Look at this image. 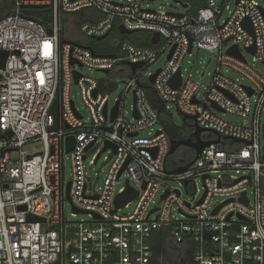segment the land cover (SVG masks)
I'll return each mask as SVG.
<instances>
[{
  "label": "built area",
  "instance_id": "built-area-1",
  "mask_svg": "<svg viewBox=\"0 0 264 264\" xmlns=\"http://www.w3.org/2000/svg\"><path fill=\"white\" fill-rule=\"evenodd\" d=\"M154 1L0 0V52H8L0 67V264H166L165 254L156 253V234L168 227V241L180 245L184 256L191 251L190 264H264V72L247 57L264 66V0H235L232 10L227 0H208L196 13L189 4L184 8L185 0H167L182 5L183 12L154 9ZM39 9L48 14L41 16ZM89 10L77 32L67 34V14ZM121 25L133 33L150 32V40L158 32L160 41L146 47L122 40L116 52H103L86 40L109 36ZM235 46L242 57L229 53ZM195 49L218 50L203 92L198 81L182 72L185 57ZM164 57L162 67L148 72ZM131 63L142 66L134 71ZM83 68L104 77L94 78ZM224 70L238 73L244 82ZM179 71L181 85L174 88L171 81ZM122 76L128 80L111 105V92ZM72 84L80 87L88 119L71 97ZM56 100L57 121L52 112ZM171 104L182 116H195L202 139L211 141L181 173L173 170L191 160L170 159ZM220 114L248 122H228ZM188 120L193 133L194 120ZM145 131L146 137L141 135ZM68 136L75 137L71 151ZM98 142L101 153L113 145L117 151L97 188L85 161ZM38 143L42 147L26 149ZM68 152L72 178L66 183ZM167 181H178L196 199L184 200L182 190ZM199 181L203 193L197 197ZM128 185L138 196L114 211L117 195ZM216 197L221 200L213 205ZM133 201V211L119 213ZM67 202L83 211L73 215L88 214L92 220L71 222L65 216ZM21 205L26 209L20 210ZM28 214L46 220L28 221Z\"/></svg>",
  "mask_w": 264,
  "mask_h": 264
},
{
  "label": "rangeland",
  "instance_id": "rangeland-1",
  "mask_svg": "<svg viewBox=\"0 0 264 264\" xmlns=\"http://www.w3.org/2000/svg\"><path fill=\"white\" fill-rule=\"evenodd\" d=\"M223 1L225 0H217L218 3H221ZM227 4L229 5V9L232 10L235 7V0H227ZM144 6H146V3H144ZM150 7L154 9L164 8L167 11H178V12H183L187 10V9H184L182 5H179V4L174 3L173 1H167V0H157V1L151 2ZM227 15H228V10L225 11L224 17H226ZM141 34L143 35L144 33H141ZM106 38L103 40H97L94 38H91V39L86 38V40L89 43H92L100 51L107 52L109 49V44L105 42ZM217 56H218L217 49H213V50L195 49L193 54L190 56L187 55L183 61L182 72L184 76L185 77L191 76L195 81H198L201 85L200 92H203L204 88L207 87L211 82V74L215 71ZM247 57H248V61L251 64H253L258 71L264 72V66L260 62L254 61L253 57L250 55H247ZM164 63H165V57L159 59L155 64H153L148 70V72H155L158 68L162 67ZM82 70L84 73L94 78H97V79L104 77L103 73H100L97 71H91L88 68H83ZM225 74L234 79L239 78V80H241L240 75L232 70L225 72ZM118 79L119 80H118L117 87L115 90L111 92V95H110L111 105H114L116 99L121 97L122 95L121 93L124 90V84L128 80V77L122 76ZM241 81L244 82V80H241ZM71 97L75 101L76 106L78 107L79 111L84 115L85 119H88L90 117L89 111L85 107L82 101L80 87L76 84H72L71 86ZM126 104H127V109L131 110V104H132L131 96L127 98ZM169 113L170 114H168V116L172 118L173 124L177 125L178 127L183 128V130H180L179 128H177V130H179L181 134L187 133V129L184 126L186 125V123L183 120V116L176 110V108L172 104L170 105ZM219 116L223 118L225 121L232 122V123L244 124L248 122L247 118H243V117H240L234 114H220ZM156 129H158V126ZM148 132L149 131L142 132L141 135L146 137L148 136ZM206 134H207L206 132H203V137H206L207 136ZM40 147H42V143H38L35 146L29 145L26 147V149L29 151H32L34 148H40ZM102 148L103 146L100 144V142L96 143V145L94 146L92 151L89 153V156L85 161V170L88 173L91 183L93 184L94 187H97V188L102 186L105 182V179L111 167V161L108 159L112 157L114 153L113 148L107 149L106 151H103L101 153L98 161L95 164L93 165L90 164V160L94 159L95 158L94 155H97L102 150ZM191 153H192V150H190L189 148L186 151H184V154L187 156H189ZM65 177H66V183H68L72 178V164H71L69 152L67 153L66 160H65ZM126 178L127 176L122 178V181L118 188H120V186H122L125 183ZM167 184L172 188H180L182 190V198L184 200L192 201L196 199L194 196L190 195V193L187 191L185 186L180 184L178 181H167ZM198 189H199V192L197 194V197H200L203 193V184L201 181L198 182ZM162 192L163 190L161 189L159 194L156 197L155 205L159 203ZM220 200L221 198L216 197L214 198L212 204L215 205ZM135 206H136V201H133L129 205V207L121 209L119 213L127 214L128 212L133 211ZM73 212L74 211H73L72 205L70 204V202H67L65 205V216L71 222H78L82 220L84 221L92 220V217L89 216L88 214L73 215Z\"/></svg>",
  "mask_w": 264,
  "mask_h": 264
},
{
  "label": "water",
  "instance_id": "water-1",
  "mask_svg": "<svg viewBox=\"0 0 264 264\" xmlns=\"http://www.w3.org/2000/svg\"><path fill=\"white\" fill-rule=\"evenodd\" d=\"M181 4L184 6V8H188V3H184V2H181ZM245 24L248 25L249 24V20H246L245 21ZM119 31L122 33V34H132L133 31L132 30H128L124 27V25H121L120 28H119ZM48 32L50 34H52V30L51 29H48ZM108 35H104V36H99V37H94L95 39L97 40H103L107 37ZM160 41V34L158 32H154L152 34V37H151V43L153 45H156L158 44ZM87 48H89L90 50L93 51L92 47L90 46H87ZM192 50V44L190 45V49H189V52H191ZM250 50H252V52H254V49L251 48ZM94 52V51H93ZM229 53L233 54V55H236L238 57H242L241 56V53L239 52V50L237 49V47H233L229 50ZM8 56V52L7 51H1L0 52V67L4 68L5 66V61H6V58ZM74 62V61H72ZM133 68L134 71H136L137 68L141 67L142 66V63H131L130 64ZM158 73V71H157ZM157 73H155L154 75L151 76L150 80L151 82H154L155 80V77L157 75ZM80 77V74L79 73H75V80L77 82L78 78ZM181 81H182V78H181V71H179L177 73V75L172 79L171 81V85L174 87V88H179L180 85H181ZM97 92V91H96ZM252 93V91H251ZM136 101V100H135ZM52 112L55 116V119L57 121L58 119V101L56 100L52 106ZM107 112V107L105 108V113ZM117 114V105L114 107L113 109V112H112V119L115 118ZM135 116L138 117V114H137V111H135ZM188 119H193L194 120V123H193V126L195 127V130L193 131V137L195 138L194 140L190 137L188 138H182V139H176V138H171V149H170V154H174L177 149L182 146V145H185V146H189L191 148L194 149L195 151V157L194 159H192L189 163H187L186 165L184 166H180L176 169H174L173 171L174 172H178V173H181V172H185L188 167L194 162V160H196L199 155L202 153V151L204 150V148H206L207 146L210 145L211 141H205L202 139V131L203 129L198 125L197 121H196V117L195 116H189V115H184L183 116V120L186 121ZM51 130H55L57 129V124H55L54 126H52L50 128ZM8 136H10L12 134L11 131H8ZM219 137H220V134L217 132L216 133ZM75 144V137L74 136H68L67 138V150L68 151H71L73 146ZM94 143H91L89 146H88V149L92 147ZM110 146V143L107 142L106 143V146L104 147L103 150H106L108 147ZM114 151H117V147L116 146H112ZM156 150H154V154H155ZM101 155V152L98 154L97 156V159H99ZM126 165L124 166L123 170L125 169ZM187 183V181H186ZM69 189H70V183L68 184V198H70L69 196ZM167 194V193H166ZM163 195L164 196H166ZM138 196V190L133 188L132 186L128 185V187L126 188V190L122 193H120L119 195H117L116 199H115V209L114 211H116L118 208L120 207H124L128 202H131L132 200H134L136 197ZM242 199H245V195L243 196ZM203 199L200 200V202H202ZM247 202V201H246ZM19 209L20 210H25L26 207L24 205H21L19 206ZM73 211L75 212H83L75 207H73ZM27 220L28 221H45L46 218L44 217H39V216H36V215H33V214H28L27 215Z\"/></svg>",
  "mask_w": 264,
  "mask_h": 264
},
{
  "label": "trees",
  "instance_id": "trees-1",
  "mask_svg": "<svg viewBox=\"0 0 264 264\" xmlns=\"http://www.w3.org/2000/svg\"><path fill=\"white\" fill-rule=\"evenodd\" d=\"M189 4V10L193 13H196L200 8L207 6L208 0H185ZM4 11H0V17ZM40 15L43 16V14H48L44 9H39ZM92 10L89 11H82L79 13H69L67 14V19L65 20L66 22V33L67 34H73L74 32H77L79 23L81 22V17L83 15H86V13H91ZM41 16L36 17L38 20H43ZM44 20H48V16H44ZM45 22V21H43ZM141 33H144L143 35ZM151 33L148 31H136L132 34H126L123 35L119 31L118 28H115L112 33L106 38V43L109 44V49L107 52H116L118 50V43L122 40H129L132 43H134L137 46H146V47H152L151 40H150ZM97 51H99L98 48H96L92 43H90ZM148 93L152 97V99L156 102V104L159 106V108L162 107L158 99L156 98V95L152 88L149 86L148 87ZM167 120L169 122V132L170 135L176 139H182L188 136L189 134H192V129H191V124L186 123L184 125L187 129V133L181 134L177 128L180 130H183L182 127H178L177 125H174L172 123V118L167 115ZM184 127V128H185ZM179 152L176 154L170 155V159L173 162L180 161L178 155ZM181 154V152H180ZM179 156V157H177ZM186 156V160H192L195 156V151L192 149V153ZM175 157V158H174ZM170 236V228H163L161 229L157 234H156V253L157 254H165L166 257V264H190V258H191V251L188 250L187 255L184 256V251L183 248L180 245L173 244L171 241H168V238Z\"/></svg>",
  "mask_w": 264,
  "mask_h": 264
},
{
  "label": "flooded vegetation",
  "instance_id": "flooded-vegetation-1",
  "mask_svg": "<svg viewBox=\"0 0 264 264\" xmlns=\"http://www.w3.org/2000/svg\"><path fill=\"white\" fill-rule=\"evenodd\" d=\"M185 123L191 124L192 121H190V120H186ZM188 137L192 138L193 140L195 139V138L193 137V134H189V135L186 136L185 138H188ZM188 148H189L190 150L193 149V148H191V147H189V146H185V145H182V146H180V147L177 149L176 152H177V153L179 152V155H180L179 160H180V161H184V160L186 159V156H185V154H184V151H186ZM193 150H194V149H193ZM176 152H175V154H176ZM180 152H181V154H180Z\"/></svg>",
  "mask_w": 264,
  "mask_h": 264
}]
</instances>
